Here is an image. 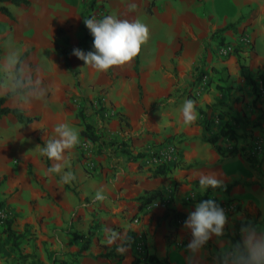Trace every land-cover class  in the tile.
<instances>
[{"label":"crops","instance_id":"crops-1","mask_svg":"<svg viewBox=\"0 0 264 264\" xmlns=\"http://www.w3.org/2000/svg\"><path fill=\"white\" fill-rule=\"evenodd\" d=\"M29 1V6L0 2V8H6L12 15L0 11V98L16 88L15 74L4 69L5 59L16 53L20 60L28 53L21 72L23 79H32L34 89L10 98L6 105L39 119L25 125L12 116L0 118V177L5 181L0 204L10 211L11 230L19 237L16 248L14 238L3 233L6 250L12 254L4 252L1 240L0 264H128L130 261L141 264L140 258L134 257L135 243L125 246L124 242L129 232L141 235L144 231L149 232L148 245L154 250L153 257L159 260H167L169 264H219V250L227 247L232 238L239 239L237 221H253L264 227V215L261 221H257L258 217L251 219L254 207L249 202L246 216L228 215L225 236L219 240L213 237L193 256L186 244L192 239L191 233L184 225L173 231L171 219H163L161 226H157V219L163 217L168 206L181 213L185 220L189 212L195 210L197 199L208 191L200 190L201 173L216 174L223 181L221 187L231 186L227 191L210 193L221 203L239 197L240 193L255 195L258 179L247 160L231 158L225 138L219 137L215 145L209 142L225 125L234 124V117L230 116L224 117V121L221 119L222 125L211 126L217 132L206 125L210 112L222 115L218 107L212 105L218 99L200 98L196 106L203 113L196 111L197 119L190 125L183 123L180 113L184 99L165 109L151 110L153 103L174 89V76L170 72L176 69L179 85H188L199 66L209 70L211 80L215 77V81L230 84L234 93L244 92L247 96L241 100L239 108L245 105L249 108L252 91L237 64L239 59L235 56L226 62L212 63L203 44L212 35L227 38L234 37L238 31L245 32L253 42V49L245 54L246 62L241 65L251 76L260 70L264 72V0H229L237 6L232 17L222 14L218 0H151L152 21H157L158 27L150 37L158 46L148 59L142 49L140 73L136 79L134 73H130V81L119 77V67L112 69L111 77L109 70L96 71L72 54L74 49L82 50L85 45L88 28L84 19L96 14L89 8V0ZM130 1L138 5L137 17L145 18V0L127 2ZM116 2L112 0L115 7ZM249 12L239 23L242 15ZM228 25L233 26L219 32ZM88 50L94 51V48ZM164 69L168 70V76H164ZM4 76L8 77L6 82H3ZM79 84L80 87H76ZM139 84L143 89L142 99ZM145 86L154 89L149 94ZM40 91L44 96L36 99ZM99 99L103 100V107L111 109L109 118L103 113L101 117L92 106ZM228 102L231 107L237 105ZM82 112L86 115L84 118ZM247 114L248 118H254L251 113ZM120 118L126 119L130 127ZM60 123H68L80 136V144L65 151L70 167L64 171H71L75 176L69 184L61 183L62 173H48L47 169L54 162L41 155L46 142L57 138L54 128ZM87 124L96 130L98 137L89 155L81 149L86 139L81 133L86 131ZM234 130L244 133L237 128ZM244 130L263 136L264 124ZM215 133L217 136L209 137ZM130 139V148L140 150L136 154L143 157L128 158L131 149L123 148L120 143L126 145ZM170 140L182 145L179 165L157 176L155 169L142 168L144 164L140 161L148 147ZM261 172L264 175V163ZM101 189L106 199L97 201L95 195ZM151 192L160 194L158 200L162 199L163 207H159L157 200L151 206H142L141 198ZM148 211L154 212L147 214ZM136 215L139 218L142 215L138 224L133 222ZM152 216L157 217L154 222ZM108 230L119 235L111 245L107 243ZM78 235L84 238L79 239ZM119 246L125 251H117ZM106 254L112 256L102 257ZM190 257H193L191 261Z\"/></svg>","mask_w":264,"mask_h":264},{"label":"rangeland","instance_id":"rangeland-1","mask_svg":"<svg viewBox=\"0 0 264 264\" xmlns=\"http://www.w3.org/2000/svg\"><path fill=\"white\" fill-rule=\"evenodd\" d=\"M117 1H118L116 2L117 5L115 7L112 4V0H89L88 2L89 8H91V10L94 11V13H96L95 16H93V18L100 20L104 18L105 16L114 15L118 19H128L130 21L139 19L142 23L148 26L150 30V35L154 33V31L158 27V22L154 20L152 21L153 13H152V7H151V0H145L146 2V6H145L146 16L144 15L145 18L137 17V15L135 14L136 8H138V5L136 2H132V1L127 2L128 0H117ZM125 2L127 3L124 4ZM133 3L136 4V8L134 10H130L129 6L130 4H133ZM218 3L220 5L219 9L222 11V14H226L230 17L236 14V10H237L236 4H232V2L229 0H218ZM250 13L251 12L242 15V17L239 20V23H241L242 20H244L246 16H249ZM86 31L90 33L88 29ZM227 39L231 41H227ZM93 40L94 38L90 33V36L86 37L85 39V43H84L85 45L82 48V51H84L85 53L90 52L88 49L94 48ZM164 40L166 41V39ZM149 41L151 42L149 43ZM154 41L155 39L150 37L147 44H145L142 48L145 51V54L143 55H145L147 59L151 56L152 50H154L158 46L154 44ZM203 47L206 51V55L208 57H211L210 61L212 63L226 62L229 58L236 56V58L239 59L237 64L240 67L241 64L246 62L245 54L252 51L253 42L247 33L242 32L240 34V31H238L235 33L234 37L224 38V37H219L218 34H216L215 37L214 35H212V37L210 36L206 41H204ZM205 59H207V57H205ZM6 60L7 58L5 59V62ZM208 60L209 58L207 59V61ZM112 69H114V67L109 69L110 73L108 72V74L111 77H113ZM145 72L148 73L150 71H145ZM212 72L215 75L217 70L215 69ZM119 73H120L119 77L122 78V80L130 81L132 79L130 73H134V76L136 79L137 78L136 75H139L140 70H138V72L135 70V59L130 65L124 68H121V72ZM170 73H172V75L174 76V82H173L174 85H172L174 86V89L172 90L170 94H168L167 96L165 95L162 100H159L153 103L151 105V110L154 111L156 109H165L167 107L172 106L174 102L180 99H184V100L191 99L195 102V105L200 103V98L204 99L205 96L212 97L213 99H216V101L218 99V101L213 102L212 105H216L218 109L221 111L222 115L219 116L215 112H210L209 113L210 119L207 120L206 125L209 127L213 126V128H215L218 125H222L221 121L222 120L224 121L225 118L228 119L230 118V116L234 117V124L232 125L233 128H237L239 129V131L243 130L244 133H241V134L236 133L237 138L234 140L224 139L226 140V142H229L227 146V151L229 152V155L231 156L232 159L241 157L247 160L254 168L256 180L258 179V181L255 184V190H256L255 195L247 196L246 194L240 193L239 197L233 198L232 200H228L223 203L224 210L227 213V215H231V213L233 215L234 213L235 215L239 214L241 216H246L247 212L249 211V208L246 207V205L247 203L250 202L249 205L254 207L253 208L254 213L250 214L251 219L258 217L257 221H261L262 220L261 218L264 215L263 214V211H264V178L263 177L264 175L261 172V166H262V163H264V135L256 136L254 135L253 131L250 130L246 132V130L244 129L245 128H248V129L255 128L256 129L258 128L255 126L256 123H259L261 126L262 124H264V90L261 88L258 89L257 95L251 92L253 96V100L248 102L249 108L246 109V105H245V108H239L241 107L240 105L241 100L246 99L247 95H245L244 92L240 94L236 92L234 93L233 92L234 88L232 86H229L230 84L228 83L224 84L223 82L219 80L215 81L214 80L215 77L213 78V80H211L210 75L208 74L209 70L206 71L204 68L202 69L200 66L197 67L193 71V76H191V78L188 80V85H186V83L183 85H179V81L177 80V70L176 69L174 72H170ZM163 74L164 76H168L169 74L168 70L164 69ZM74 77H76V74L74 75ZM252 77L257 80L258 84H260L261 81L259 79L258 73L253 74ZM7 79L8 77L4 76L3 82H6L5 80ZM139 79H141V82H142V75H140ZM248 85L250 86L249 83ZM76 87H80V84L76 85ZM145 88L148 89L149 94L151 90L154 89L151 86H147V87L145 86ZM250 89L252 91L251 86H250ZM135 90L136 91L138 90V86L135 87ZM225 91L226 92L228 91L227 92L228 94H225L224 93ZM240 92H242V90ZM220 95H223V98H221ZM226 95H228L229 98ZM228 101H230L232 104H237V105H234L231 107ZM103 104L104 102L102 99L101 100L99 99L95 103H92V106H94L96 111H98L97 114H99L101 117H102V113H104L105 110H106L105 112H108L111 110L109 108L107 109L105 106L103 107ZM235 109L237 112H235ZM248 112L251 113L250 115L254 116V118L252 119L248 118L247 117ZM85 116L86 115L83 113L82 118H84ZM107 118L109 117L107 116ZM212 119L214 120L216 119L215 122ZM120 120L121 122L125 124L127 128L130 127L126 119L120 118ZM208 130L210 134V129ZM213 130L216 131V129H213ZM211 132L213 131L211 130ZM215 136H217V133L212 134L209 137L212 138ZM131 141L132 140L130 139L128 144L126 143V145L124 142L120 144L123 145V148L124 146L128 147L129 144H131ZM128 148H130V146ZM130 149L131 150L128 151L129 152L128 158H131V160H133L134 157L138 158L139 154H136V153L138 152L140 153V150L138 149L132 150V148ZM182 150L183 148H182V145H180V143H176L171 140L170 142L166 141L165 143L161 145L150 146L148 147L145 153V157L141 159L140 161L141 163L144 164V167L142 166V168H148L152 170V169H157L160 165H163V164H166L169 168L178 166L180 163ZM4 184H5V181L1 180V177H0V192L2 191L4 187ZM160 201H162V199L157 200L156 203L157 202L160 203L159 207H163L161 205L164 203ZM240 203H242L243 206L240 205ZM0 209H4L9 215L8 220H6L5 222L1 221L0 223V231H3L7 227L8 222L11 220V214H10V211L4 206H1ZM153 212L154 211L152 212L148 211L147 214H152ZM174 214H177V213L173 211L172 209H169V206H168V209L165 210V214L163 215V217L157 219V226L158 227L161 226V222L163 219L165 220L168 219L169 221L171 219V222H170L171 228L173 229V231H178V228H181L184 225L185 218L182 215V218H180L179 221L176 222L175 220L172 219V215ZM179 214L181 215V213ZM141 216L139 218V215H136L133 219V222L135 224H138L142 220ZM155 218L157 217L152 216L151 221L154 222ZM144 232L145 233L141 235L139 233L132 234L134 232H129L125 239L124 245L126 246L130 244V242L135 243L134 257L135 258L139 257L142 262L141 264H157L156 262L151 261L152 257L154 256L153 254L154 250L152 249V247L150 248V246L148 245L147 237L149 235V232H146V231ZM173 233L174 232H172V234ZM2 235L3 234L0 235V242L2 240V242L4 243V246H5L4 252L6 253L10 252L12 254L11 251L6 250L7 242L4 238H2ZM167 237L170 238L171 236L168 235ZM11 264H14V263L12 262ZM128 264H132V262L130 261L128 262Z\"/></svg>","mask_w":264,"mask_h":264},{"label":"clouds","instance_id":"clouds-1","mask_svg":"<svg viewBox=\"0 0 264 264\" xmlns=\"http://www.w3.org/2000/svg\"><path fill=\"white\" fill-rule=\"evenodd\" d=\"M130 10L136 8V4H130ZM86 27L93 36L94 51L85 53L80 49H74L73 55L84 61L85 65L91 66L99 72H107L113 67L124 68L130 65L142 51L150 38L148 26L139 19H118L114 15H108L97 20L95 18L84 19ZM20 63L16 53L7 57L4 64L6 72L14 74ZM19 71H22L20 69ZM44 92L40 91L35 98L42 99ZM180 113L183 123L190 125L197 119L196 105L191 99L183 102ZM57 138L49 139L41 149V155L53 161L47 169L49 174H61V183L69 184L75 180L71 171H64L70 167L65 151L71 150L80 144L79 131L68 123H60L55 126ZM223 181L216 174H199L200 190L221 187ZM103 189L96 192L95 200L103 201ZM229 218L224 208L214 199L201 200L195 205V210L189 212L184 222V228L190 230L191 241L187 244L188 250L193 256L200 252L213 237L218 240L225 236ZM108 244H113L119 239V235L108 230ZM237 232L234 234L236 235ZM239 239H231L228 246L219 250V264H264V227L248 221L241 224L238 229ZM117 251L124 252L122 246ZM190 261L193 257L189 258Z\"/></svg>","mask_w":264,"mask_h":264},{"label":"trees","instance_id":"trees-1","mask_svg":"<svg viewBox=\"0 0 264 264\" xmlns=\"http://www.w3.org/2000/svg\"><path fill=\"white\" fill-rule=\"evenodd\" d=\"M1 3H12L16 6H29L30 5V1L29 0H0ZM0 11L4 14H6L7 16H12L11 13L6 9V8H0ZM233 25H228L227 27H225L224 29L220 30L219 32H223L227 29H229L230 27H232ZM90 33L88 31H86V37H89ZM0 54H1V50H0ZM28 56V53H25L24 56L19 60L20 63L17 65V69L18 71H16L15 73V90L8 93L5 97L0 98V118L6 117V116H12L14 118H16L18 120L19 123L21 124H31L35 121H38L39 119L37 117H31L28 116L26 114L25 111L19 109V108H11L8 107L6 104L8 102V100L14 96L17 95H22L25 94L31 90L34 89V85H32V79L30 80H26L23 79L22 77V72L19 71L21 69V64L23 62V60ZM68 65L69 62L67 61ZM139 64H140V55L138 57L135 58V70L138 72L139 70ZM242 73L244 74V77L249 81L250 86L252 87V92L253 94L257 95L258 93V89H263L264 90V72L263 71H259V79H260V84L257 83V80L254 79L249 72H246V67L244 65L240 66ZM139 94H140V99L143 98V89H142V85L139 84ZM196 111H198L199 113H203V110L198 108L196 106ZM256 127L260 126L259 123H256L255 125ZM81 136L84 138H88L89 140H91L92 142H97L98 141V137H97V132L95 129H93L90 125H87L86 127V131L81 133ZM219 137H223L225 139H230V140H234L237 138L236 132L233 128L232 125L227 124L225 125L219 132L218 136L215 138H212L209 140V142L213 145L216 144V142L218 141ZM219 152V149H217ZM126 152V151H125ZM139 156L143 157L141 154H139ZM169 170V167L166 164L160 165L157 169H155L154 171V175H164L167 173V171ZM231 188V186L229 187H219L216 189H212V188H208L207 193L202 196L199 197L197 199V202L199 203L201 200H205V199H214L218 204H220L221 207H223V203H221L217 198L211 197L210 193L213 190H223V191H227ZM160 198V194L159 193H147L146 195H144L141 200H142V206L146 207L147 205H150L152 203H154L156 200H158ZM2 204H0V208H1ZM182 218V215L180 214H174L172 215V219L175 220L176 222L179 221V219ZM248 221H237L236 222V228L239 229V226L241 224H247ZM8 234V237L10 238H14V245L17 246V240H18V236L16 235L15 232H13L11 230V222L9 221L7 224L6 229H4V231H0V235L1 234ZM79 239H83L84 236L78 235ZM235 239V238H232ZM112 255L111 254H106L103 255L102 257L104 258H110ZM151 261L156 262L157 264H169L167 260H159L157 257H152ZM61 264H68L66 262H62ZM134 264H137V261H134Z\"/></svg>","mask_w":264,"mask_h":264},{"label":"built area","instance_id":"built-area-1","mask_svg":"<svg viewBox=\"0 0 264 264\" xmlns=\"http://www.w3.org/2000/svg\"><path fill=\"white\" fill-rule=\"evenodd\" d=\"M105 111L103 113V116L107 117L109 113H111V110L108 112H105ZM81 149L88 155L92 154L93 153V142L89 140L88 138H86L85 141L81 145ZM8 218H9L8 213L4 209H0V223L1 221L5 222L6 220H8Z\"/></svg>","mask_w":264,"mask_h":264}]
</instances>
